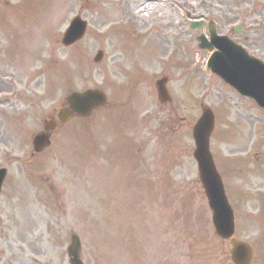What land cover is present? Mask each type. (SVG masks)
I'll return each mask as SVG.
<instances>
[{"label":"rangeland","instance_id":"obj_1","mask_svg":"<svg viewBox=\"0 0 264 264\" xmlns=\"http://www.w3.org/2000/svg\"><path fill=\"white\" fill-rule=\"evenodd\" d=\"M244 1L0 0V264H67L71 232L84 264H232L228 241L212 234L192 156L204 105L216 116L210 150L235 236L252 243V264H264V113L206 68L188 16L221 31ZM76 15L87 31L63 46ZM244 17L232 38L264 61V9L254 4ZM162 76L166 104L155 87ZM90 87L106 104L58 125L33 154L43 122ZM241 187L252 192L246 200Z\"/></svg>","mask_w":264,"mask_h":264},{"label":"water","instance_id":"obj_2","mask_svg":"<svg viewBox=\"0 0 264 264\" xmlns=\"http://www.w3.org/2000/svg\"><path fill=\"white\" fill-rule=\"evenodd\" d=\"M73 22V25H78L66 31L63 37V43L65 44L72 43L81 37L84 32V25L79 24L78 21ZM212 63L215 65L213 69L227 82L236 87L241 93L253 97L264 107V64L247 57L239 48L235 47L216 53ZM159 93L162 95L165 93L163 84H159ZM67 100L72 110L60 111L59 115L63 120L72 116L73 112L86 114L90 109L101 103L104 97L96 90H86L83 93H72ZM212 125L213 115L208 108H205L201 118L193 127V136L196 143L194 156L198 161L200 179L207 193L209 203L214 210L216 228L223 237H229L233 232L232 214L208 152V137ZM44 142L43 135L36 136L34 142L36 149ZM231 245L232 257L236 264H248L252 257L250 248L236 239H231ZM77 249L78 241L73 238L72 245L69 247V253L73 255L72 264H80L76 259Z\"/></svg>","mask_w":264,"mask_h":264}]
</instances>
